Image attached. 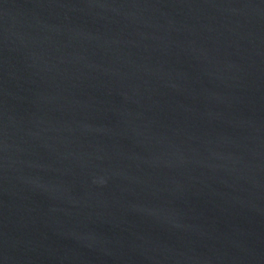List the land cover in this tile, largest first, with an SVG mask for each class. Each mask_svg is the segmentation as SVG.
Returning <instances> with one entry per match:
<instances>
[{"label": "water", "instance_id": "1", "mask_svg": "<svg viewBox=\"0 0 264 264\" xmlns=\"http://www.w3.org/2000/svg\"><path fill=\"white\" fill-rule=\"evenodd\" d=\"M0 264H264V0H0Z\"/></svg>", "mask_w": 264, "mask_h": 264}]
</instances>
